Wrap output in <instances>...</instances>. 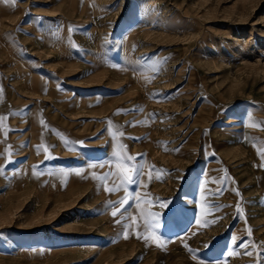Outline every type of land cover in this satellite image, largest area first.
Here are the masks:
<instances>
[{
  "label": "rangeland",
  "instance_id": "374dc122",
  "mask_svg": "<svg viewBox=\"0 0 264 264\" xmlns=\"http://www.w3.org/2000/svg\"><path fill=\"white\" fill-rule=\"evenodd\" d=\"M0 88V264H264V0H0Z\"/></svg>",
  "mask_w": 264,
  "mask_h": 264
},
{
  "label": "snow or ice",
  "instance_id": "6c2138e0",
  "mask_svg": "<svg viewBox=\"0 0 264 264\" xmlns=\"http://www.w3.org/2000/svg\"><path fill=\"white\" fill-rule=\"evenodd\" d=\"M15 2V0H13ZM3 92V89L0 88V93ZM5 117H0V127L3 126V121L5 120ZM138 122H133V126ZM255 126V125H253ZM117 135L122 136L123 133L121 132H113V136L116 137ZM43 150L47 152V148H42L38 149V151ZM258 154L264 158V148H259L258 149ZM143 155V154H140ZM47 158H51L50 155L47 156ZM264 166V165H262ZM91 167H103V165H92ZM113 167L116 169L115 172H109L105 176H98L94 177L98 179L99 181L103 183H107L109 177H116L118 180V183L114 182L111 187H106L105 190L108 191L109 193L120 191V189H125L127 190V185H131L137 182V177L143 176L144 172L141 166H139L136 163V156L134 155H128L126 153V149L124 145L120 146V149L117 150L116 152V163L113 165ZM153 172H159V170L155 169L154 167L150 170L149 172V177L152 178V173ZM79 175L80 173H76ZM156 178H160L157 176ZM212 180L213 183H215V180L212 178H209ZM209 180H205V185ZM130 200H136L137 201V207L139 208V200L136 197H131L130 195H125L120 201L117 202H109V207L113 208L111 212V215L116 218L118 215H124L126 211V207L129 205ZM146 203H151V201H148ZM167 201L161 203L162 208H167L168 207ZM120 206H125V207H120ZM209 205L207 204V200L205 197L203 207L207 208ZM138 215L140 217V220L142 221L143 224V233L141 232H136L135 235L139 239H143L145 242H154L157 247L164 248L166 247V241L163 240L162 237L158 235H149V233H156L160 227L159 224V214L155 212H151L150 210L147 209H140L138 212ZM128 219L131 221L130 223L125 224V232H124V238L127 239L129 238L128 236V229H131L133 227L135 228H140L141 225L136 223V217L131 216V214L128 215ZM117 223H121L120 220L116 221ZM205 224H207V221H205ZM250 229H249V234H250ZM247 255L251 256L252 252H247ZM229 255H232V253H229Z\"/></svg>",
  "mask_w": 264,
  "mask_h": 264
}]
</instances>
